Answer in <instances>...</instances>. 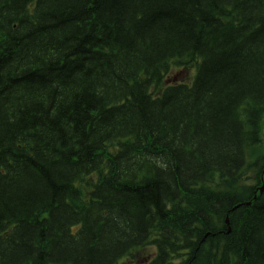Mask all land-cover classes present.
<instances>
[{"label": "trees", "instance_id": "obj_1", "mask_svg": "<svg viewBox=\"0 0 264 264\" xmlns=\"http://www.w3.org/2000/svg\"><path fill=\"white\" fill-rule=\"evenodd\" d=\"M263 170L264 0H0V264H264Z\"/></svg>", "mask_w": 264, "mask_h": 264}, {"label": "water", "instance_id": "obj_2", "mask_svg": "<svg viewBox=\"0 0 264 264\" xmlns=\"http://www.w3.org/2000/svg\"><path fill=\"white\" fill-rule=\"evenodd\" d=\"M263 188H264V185H263V187H262V189H261V192L263 191Z\"/></svg>", "mask_w": 264, "mask_h": 264}]
</instances>
